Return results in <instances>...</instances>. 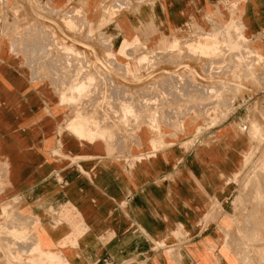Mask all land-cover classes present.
<instances>
[{
	"label": "crops",
	"instance_id": "1",
	"mask_svg": "<svg viewBox=\"0 0 264 264\" xmlns=\"http://www.w3.org/2000/svg\"><path fill=\"white\" fill-rule=\"evenodd\" d=\"M37 1L92 39L0 6V264H260L232 213L264 80L226 69L264 63V0Z\"/></svg>",
	"mask_w": 264,
	"mask_h": 264
},
{
	"label": "rangeland",
	"instance_id": "2",
	"mask_svg": "<svg viewBox=\"0 0 264 264\" xmlns=\"http://www.w3.org/2000/svg\"><path fill=\"white\" fill-rule=\"evenodd\" d=\"M12 1L0 0V6H3V10L9 11L5 23L8 27L41 28L45 32L51 33V39L54 43L74 42L71 37L68 38L62 35L61 29H84V40L92 39L89 34L91 24L86 20L81 10L73 7L66 9L49 8L37 0H16L14 7L17 8L18 1L21 2L20 4L25 7V10L30 12V16L27 17V14L22 16L17 10L12 9ZM227 48H229L227 57L230 61L226 69L229 94L238 92L239 89H241L240 91L245 90L247 87L261 88L264 80V63L262 59L260 57L255 58L251 53L248 54L250 63L254 61L256 64L254 69L256 74L246 77L241 67V58L238 63L240 66H237L236 52L230 50L231 46ZM211 54L212 57H221L223 51L212 52ZM217 70L218 75L223 74L221 67ZM261 118L263 122L259 129L249 131L255 146L245 155L243 185L239 195L233 201L232 218L238 227L236 234L239 240L241 239L239 242L243 246V250H248V244L252 245V250L250 248L248 251L257 254L260 264H264V116ZM51 262H54V260Z\"/></svg>",
	"mask_w": 264,
	"mask_h": 264
},
{
	"label": "bare ground",
	"instance_id": "3",
	"mask_svg": "<svg viewBox=\"0 0 264 264\" xmlns=\"http://www.w3.org/2000/svg\"><path fill=\"white\" fill-rule=\"evenodd\" d=\"M218 41V40H217ZM125 46V45H124ZM236 54V53H235ZM133 56V55H132ZM75 59H76V57H75ZM136 59V58H135ZM67 63V62H66ZM62 71V70H61ZM67 75H69V74H67ZM76 83V82H75ZM117 105V104H116ZM131 111V110H130ZM151 117V116H150ZM260 183V182H259ZM262 190H263V188H262ZM243 199H244V197H243ZM15 221V220H14ZM246 223V222H245ZM36 251L37 252H39V250L38 249H36Z\"/></svg>",
	"mask_w": 264,
	"mask_h": 264
}]
</instances>
